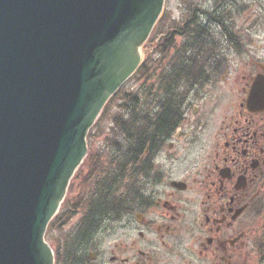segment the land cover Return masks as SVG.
<instances>
[{
	"label": "flooded vegetation",
	"instance_id": "flooded-vegetation-1",
	"mask_svg": "<svg viewBox=\"0 0 264 264\" xmlns=\"http://www.w3.org/2000/svg\"><path fill=\"white\" fill-rule=\"evenodd\" d=\"M167 2L150 78L172 81L150 98L178 89L179 122L144 160L90 136L46 228L54 264H264V1Z\"/></svg>",
	"mask_w": 264,
	"mask_h": 264
},
{
	"label": "water",
	"instance_id": "water-1",
	"mask_svg": "<svg viewBox=\"0 0 264 264\" xmlns=\"http://www.w3.org/2000/svg\"><path fill=\"white\" fill-rule=\"evenodd\" d=\"M163 2L0 0V264H52L46 224Z\"/></svg>",
	"mask_w": 264,
	"mask_h": 264
},
{
	"label": "trees",
	"instance_id": "trees-1",
	"mask_svg": "<svg viewBox=\"0 0 264 264\" xmlns=\"http://www.w3.org/2000/svg\"><path fill=\"white\" fill-rule=\"evenodd\" d=\"M132 77L139 82L132 88L135 90H121L110 99V101L118 99V101L125 103L123 108L114 113H108V108H106L92 133H99L103 128L101 119L109 116L114 122L112 127H115L116 131L123 135L127 143L122 148L136 149L140 152L139 156L142 155L143 159H146L147 155L143 153L150 148V143L163 140L179 122L178 119L182 112L180 92L178 89L163 91L166 86L171 84L172 80H169L170 84L167 85L166 79L168 77L166 74H162L159 77V88L157 89L163 90L154 97L153 105L155 108H150V82L148 80L150 79V54L146 55L145 60ZM177 80L179 81L181 78L178 77ZM138 167L146 170V162H140Z\"/></svg>",
	"mask_w": 264,
	"mask_h": 264
},
{
	"label": "rangeland",
	"instance_id": "rangeland-1",
	"mask_svg": "<svg viewBox=\"0 0 264 264\" xmlns=\"http://www.w3.org/2000/svg\"><path fill=\"white\" fill-rule=\"evenodd\" d=\"M177 1L178 0H168V2L167 3H169L170 5H172L173 7H177ZM264 1V0H263ZM252 2H256V1H252ZM251 8H257L258 9V6H256L255 4L254 5H252L251 6ZM251 16V18L249 19V21L251 22V25H253L254 24V21H257V22H259V20H258V18H254V12H252V14L250 15ZM258 17V16H257ZM261 27H264V25L263 26H256V28H261ZM259 31H261V30H259V29H254V31L253 32H255V33H257V32H259ZM260 34L261 33H258L257 35H253V37H255V36H260ZM142 54H143V60H145V58H146V55L148 54H150V37L148 38V40L144 43V45L142 46ZM151 56V55H150ZM149 76V75H148ZM147 76V77H148ZM146 77V78H147ZM145 78V79H146ZM158 79V78H157ZM157 79H156V81L155 82H153L152 81V78H150V79H148L149 80V82L150 81H152V82H150V89H155V87H156V84H157ZM137 84H139V82L137 81V80H135V79H133V77L130 79V80H128V81H126L125 83H124V86H123V89L122 90H126V91H130V90H135V89H132L134 86H136ZM137 90V89H136ZM113 101H118V99H114ZM110 107V109H109V112L108 113H113L114 111H115V109H116V111H119V110H121V108L122 107H120L119 105L117 106L116 104H114V103H111V105L109 106ZM101 123L103 124V123H105V128L106 129H108V128H110V127H108V125H109V123H111V119L109 118V116H105V117H103L102 118V120H101ZM112 123H113V120H112ZM105 129V130H106ZM115 133H118V131L117 132H115ZM105 134H109V135H112L113 136V134H114V130H111V129H109V130H107L106 132H105Z\"/></svg>",
	"mask_w": 264,
	"mask_h": 264
}]
</instances>
